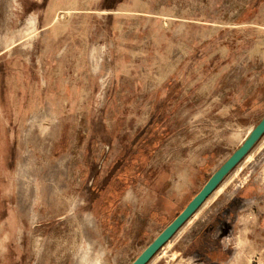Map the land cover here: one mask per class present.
<instances>
[{
	"label": "rangeland",
	"instance_id": "obj_1",
	"mask_svg": "<svg viewBox=\"0 0 264 264\" xmlns=\"http://www.w3.org/2000/svg\"><path fill=\"white\" fill-rule=\"evenodd\" d=\"M132 1L127 8L131 10L112 12L101 28L96 12L74 13L70 18L69 13L57 12L55 21L62 26L70 19L73 28L59 29L56 61L33 59L45 45L35 42V29L27 28L24 50L19 51L28 55L23 62L18 50L11 52L14 57L7 54L15 39L5 23L19 20L20 2L29 11L39 1L0 0V264H128L264 114V101L258 100L264 96L260 83L264 70L256 64L260 55L264 57V28H260L264 0ZM30 16L28 12V21ZM103 33L105 44H97L95 38ZM43 36L51 34L43 31ZM109 37L114 39L111 43ZM240 51L254 56L246 74L258 73L244 86L241 71H230L233 66L226 58ZM213 68L219 69L216 81L224 92L220 105L212 110L207 100L198 112V86L210 89ZM99 72L106 76H98ZM54 76L57 86L43 81ZM115 80L137 92L116 94L122 107H97L95 90ZM45 87L59 89L55 94L59 107L42 110L48 116L43 123L24 124L25 117L36 112L33 106ZM243 87L254 100L250 112L222 106L234 104L237 89ZM167 90L170 95L163 99ZM83 150L80 160L87 168L80 171L72 154ZM100 161L107 169L100 177L105 174L107 181L114 179L115 166H127L137 177L125 176L122 183L133 181L140 196L148 188L160 196H176L167 202V214L144 222L136 220L134 206L121 208L118 214L123 219L106 221L101 244L82 245L77 220L66 215L73 208L66 197L72 191L75 196L85 193L86 186L101 179L99 172L105 169ZM154 166L170 170L159 175L153 173ZM158 176L166 179L161 183ZM43 179L48 181L41 183ZM260 179H264V135L190 216L189 221L197 218L196 227L183 237L179 235L185 226L177 231L147 264H264ZM51 186L54 191L49 195ZM41 196L45 202L37 204L35 197ZM230 201L233 205L224 216L228 248L217 258L205 256L201 228L224 215L221 209ZM197 229L198 257H193L192 235ZM208 248L216 250L214 244Z\"/></svg>",
	"mask_w": 264,
	"mask_h": 264
},
{
	"label": "crops",
	"instance_id": "obj_2",
	"mask_svg": "<svg viewBox=\"0 0 264 264\" xmlns=\"http://www.w3.org/2000/svg\"><path fill=\"white\" fill-rule=\"evenodd\" d=\"M39 1V6L36 7L33 10L27 11L26 5H23L22 2L18 4V14H19V20L18 21H12L10 25H6L8 23H5V27L7 29L9 28L10 34L13 36L14 41L9 43L8 48L6 49L8 52V55H13L11 57H14L16 54H11L12 51L15 52V50H18L17 54L20 61H26L28 58L27 53L25 52H19L20 50H24L22 48V45L26 41V29L27 28H32L35 29V42L40 43L45 45V51L41 53H37V55L33 58L36 59L37 61L41 62H48V61H56L58 60V47L55 45L58 44V41L60 39V32L59 29H68V28H73L72 24H70V19L66 20V22L63 23L62 26H60L57 22L55 21V16L57 12H65L69 13V18L72 16L74 13H90V12H96L98 13V23L99 27L101 28L104 24H108L107 18L112 12H128L130 9L128 8V0H38ZM131 3H133L132 0H130ZM129 2V3H130ZM105 5H104V4ZM75 6V7H73ZM30 13V18L32 21H28L27 19V13ZM22 18V19H21ZM34 20V21H33ZM107 20V21H106ZM98 24L96 25L95 23L92 25L93 28H96ZM90 27V26H89ZM87 27V29L89 28ZM260 28H264V25L260 23ZM43 31H47L49 34H51L50 38L45 39L43 36ZM106 35V34H105ZM104 33L95 38L97 40V44H105L104 39L105 36ZM67 39H74V38H67ZM92 39V38H90ZM12 40V38H11ZM113 37H109L108 43H111L113 41ZM106 42V43H107ZM50 46V47H49ZM12 47H15L11 49ZM253 54L252 53H247L246 51H240L237 53H233L231 55H227L226 58L227 60H230L228 62H231V65L233 66L230 71L234 70H239L241 71V76L243 77L244 82L242 83L243 86L248 82V80L254 78H258V73L254 74H246V71L248 70V67L251 65L250 62L252 61ZM256 64H259V68L264 70V57L261 55L259 58H257ZM42 64L41 66H43ZM230 68V67H229ZM236 68V69H235ZM241 68V70H240ZM218 73L219 69L218 68H213L211 70V75L210 77L212 78V85L209 90H205V86H198V112L202 110L203 108V103L205 101H210L211 109L213 110L214 108L217 109L218 106L220 105V96L224 93L220 88L218 87V82L216 79L218 78ZM98 76L105 77L106 74H101L99 72L97 74ZM256 75V76H255ZM86 76V75H84ZM88 77H91V71L87 75ZM86 76V77H87ZM260 77V76H259ZM58 78L57 76L50 77L49 79H43L44 82L51 83L57 86ZM42 81V83H43ZM246 81V82H245ZM260 83L264 84V76H262ZM46 84H43L44 86ZM130 90H127L124 88L122 84L117 83L115 80V83H109V84H103L100 85L98 89L95 90V92L99 95V103L96 105L99 108H108V107H122V101L116 98V94H122L124 92H129L130 94L136 93L137 90H133V86H130ZM137 87V86H136ZM24 89H27V86H23L22 91ZM238 90V97L236 98V102L230 103V105H222L223 107H232V109L237 108L238 111H242L243 113L248 111L250 112V107H251V92L247 91L244 89H237ZM91 89L87 88L86 92L90 93ZM226 93H228L227 89L225 90ZM59 92V89L55 87L47 88L45 87L42 90V97L40 101H36V105L33 106L35 108L36 112L32 113V115L25 117L24 119V124H31V123H43L45 119L48 118V116H43L42 110L44 109H50L53 110L55 108L59 107V102L57 98V94ZM94 92V90H93ZM264 93V92H262ZM165 97H168L167 95H170L169 90L163 93ZM121 99V98H120ZM260 101H264V96L262 98H258ZM137 101V99L135 100ZM254 101V100H253ZM114 103V104H112ZM222 104V103H221ZM236 105V106H234ZM28 105H21V108H27ZM32 107V106H30ZM214 107V108H213ZM264 115V114H262ZM261 115V116H262ZM260 116V117H261ZM259 117V118H260ZM251 129V128H250ZM249 129V130H250ZM85 150L80 151V153H76L73 151V158L75 157L78 159L76 162L77 168L82 171L87 168V163L83 164L81 163L80 157L84 156ZM134 152H137L135 150ZM132 153V156L134 154ZM167 157H170V153L166 154ZM86 159V156L84 157ZM83 162V161H82ZM75 163V162H74ZM100 166L102 169L104 168V172L101 170L99 172V177L101 178L100 175L103 173H107L106 165L105 162L102 163L101 161L99 162ZM74 165V164H73ZM127 166H115L114 167V179L107 181L106 175H102V180L101 179H95L94 184L92 183L93 186H86L85 187V193L88 194L86 195L84 191H82L81 194L78 196H75V192L72 191V194L66 197V204L68 206H73V208L69 209L66 212L67 217H73V219L77 220L78 223V229H77V239L79 242L84 245V243L87 244H95L96 242H100L101 244V238H102V230L106 226V221L111 222H119L123 219L118 212H121V208L128 207L129 205L135 207V218L137 221H146V220H152L157 217V215H160L161 213L167 214L166 212V206L167 202L169 201L170 198H173V196H176L172 194L170 197V193H168L166 196L165 195H159L155 189H146L145 192L140 196L139 191L136 190V185H134L133 181L131 183H122L124 180V177L127 176V178L134 179L137 176L131 174V172L126 170ZM236 167V166H235ZM234 167V168H235ZM233 168V169H234ZM131 169V167H130ZM170 169L165 167H158L156 168L155 166L153 167V173L155 174H165L168 173ZM159 180H162L161 183L166 179L163 176H158L157 177ZM46 181L43 179L41 183H46ZM260 184L259 187L261 189H264V179L259 180ZM90 183V182H89ZM40 184V183H39ZM37 185V188L39 191L42 189V185ZM52 184V183H51ZM49 195L51 194L53 190V186L49 187ZM49 200V199H48ZM35 201L37 204L44 203V199L41 196L35 197ZM53 203V202H52ZM233 203L230 201L225 207L221 209L222 213L224 215H221L218 217L215 221H211L209 224H207V227L201 228L204 232L202 235V241L206 245L205 249V256H210L212 258H217L222 254V251L226 250L228 248V244L224 241V238L226 235V228L224 224V216L228 214L231 210V206ZM78 206V207H74ZM113 209L115 215L112 217L111 214L113 215ZM179 212V211H178ZM177 212V213H178ZM109 213V215H108ZM176 213V214H177ZM118 214V215H117ZM175 216V215H174ZM173 218V217H172ZM171 218V219H172ZM166 223V225L170 222V220ZM190 219V218H189ZM189 219L183 223L180 228L177 230L179 231L183 228L182 235L180 234V237H183L190 233L193 229V227H196V221L197 218L195 217L194 220L189 221ZM165 225V226H166ZM177 231L173 234V236L170 237L168 241H171V239L176 235ZM71 232L70 230L67 231V238H70ZM193 251L191 252V255L193 257H198V229L193 233ZM215 245L216 250H211L208 247L211 245ZM209 249V250H207ZM154 256V255H153ZM148 263V262H147ZM146 263V264H147Z\"/></svg>",
	"mask_w": 264,
	"mask_h": 264
},
{
	"label": "water",
	"instance_id": "obj_3",
	"mask_svg": "<svg viewBox=\"0 0 264 264\" xmlns=\"http://www.w3.org/2000/svg\"><path fill=\"white\" fill-rule=\"evenodd\" d=\"M264 135V115L246 133L243 140L210 174L201 188L190 198L185 206L160 230V232L128 264H146L153 255L185 223L206 198L216 189L223 178L251 150L259 138Z\"/></svg>",
	"mask_w": 264,
	"mask_h": 264
}]
</instances>
